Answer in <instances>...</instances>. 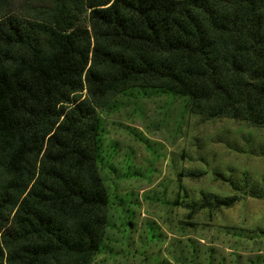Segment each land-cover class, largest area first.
<instances>
[{
  "label": "trees",
  "instance_id": "obj_1",
  "mask_svg": "<svg viewBox=\"0 0 264 264\" xmlns=\"http://www.w3.org/2000/svg\"><path fill=\"white\" fill-rule=\"evenodd\" d=\"M133 88L264 123V0H0V264H91L98 110Z\"/></svg>",
  "mask_w": 264,
  "mask_h": 264
},
{
  "label": "rangeland",
  "instance_id": "obj_2",
  "mask_svg": "<svg viewBox=\"0 0 264 264\" xmlns=\"http://www.w3.org/2000/svg\"><path fill=\"white\" fill-rule=\"evenodd\" d=\"M98 110L105 235L91 264H264V123L133 88ZM234 196L230 207L192 202Z\"/></svg>",
  "mask_w": 264,
  "mask_h": 264
}]
</instances>
